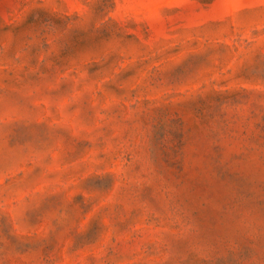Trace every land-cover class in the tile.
<instances>
[{"label":"rangeland","instance_id":"obj_1","mask_svg":"<svg viewBox=\"0 0 264 264\" xmlns=\"http://www.w3.org/2000/svg\"><path fill=\"white\" fill-rule=\"evenodd\" d=\"M0 264H264V0H0Z\"/></svg>","mask_w":264,"mask_h":264}]
</instances>
